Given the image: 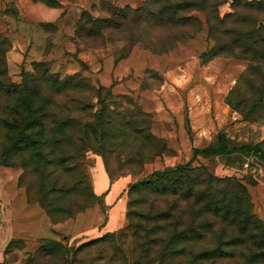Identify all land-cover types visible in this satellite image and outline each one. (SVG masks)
<instances>
[{"label": "rangeland", "instance_id": "obj_1", "mask_svg": "<svg viewBox=\"0 0 264 264\" xmlns=\"http://www.w3.org/2000/svg\"><path fill=\"white\" fill-rule=\"evenodd\" d=\"M0 36L6 87L17 90L25 76L39 83L46 73L43 90L52 97L54 119L91 121L99 99L88 86L113 84L117 97H107L110 108L134 110L138 103L151 114L150 132L162 140L130 135L104 157L86 146L77 128L62 137V147L16 151L18 131L8 124L20 126L22 109L18 95L4 92L3 231L6 210L10 221L0 264H162L166 242L148 244L146 228L153 224L136 214L145 207L134 204L132 185L186 163L194 147L215 142L220 133L264 147V109L253 110L264 87V0H0ZM211 48L217 55L204 62L202 53ZM74 73L87 77L77 88L66 81ZM242 162L215 155L193 164L242 179L264 224V162ZM213 246L198 243L168 261L195 264L200 250ZM243 247L215 264H243Z\"/></svg>", "mask_w": 264, "mask_h": 264}, {"label": "trees", "instance_id": "obj_2", "mask_svg": "<svg viewBox=\"0 0 264 264\" xmlns=\"http://www.w3.org/2000/svg\"><path fill=\"white\" fill-rule=\"evenodd\" d=\"M0 40V43H4L2 36ZM259 54L264 61L263 43ZM216 55L217 52L211 48L202 53V59L206 62ZM0 63L4 65L2 55ZM262 75L264 79V73ZM37 80L39 83L33 84L29 76H25L21 86L15 90L12 85L6 87L4 68L0 69V96L4 92L18 95L22 109L20 126L8 124L11 130L18 131L16 151L51 144L62 147V137L70 130L77 131V128L82 129L86 146L104 157L121 138L125 142L130 135L136 140L143 138L148 143L162 141L150 132L151 114L138 103L134 110L117 112L110 108L107 97H117L113 92V84L101 85L98 89L88 86L97 91L99 108L92 120L84 124L77 118L54 119L52 97L43 90L46 73L41 76L42 81ZM84 80L87 77L82 73H74L66 81L71 88H77ZM33 85L37 88H33ZM261 109H264V87L262 97L253 105L254 111ZM242 113L244 119H250V111ZM50 139L53 142L49 144ZM215 142L202 148H193L192 157L186 163L156 170L131 187V194L138 196L134 204L142 203V208L145 207L143 212L136 214L153 224L146 228L148 244L166 242L168 251L162 258V264H170L168 260H175L177 256L188 255L189 246L205 244L208 240L213 241L214 246L201 249L194 260L195 264L198 260H201L200 264L205 260L215 264L224 258L233 259L237 256V248L243 245L245 247L240 249L239 257L243 264H264V224L253 212V202L246 183L236 176L219 177L205 163L193 164L200 156L208 159L217 155L226 156L231 162L243 160V164L255 167L254 161L264 162V147L261 143H235L225 132L218 134ZM106 166L110 171L107 160ZM248 183L257 185L253 178Z\"/></svg>", "mask_w": 264, "mask_h": 264}, {"label": "crops", "instance_id": "obj_3", "mask_svg": "<svg viewBox=\"0 0 264 264\" xmlns=\"http://www.w3.org/2000/svg\"><path fill=\"white\" fill-rule=\"evenodd\" d=\"M125 61V60H124ZM106 84H110V83H106ZM114 89V87H113ZM209 145V144H208ZM207 146V145H206ZM204 147V146H203ZM195 148V147H194ZM198 148H202V147H198ZM7 201V200H6ZM10 221V217L9 214L6 210V213L4 215V231L2 230L3 227L0 225V259L2 258V253H1V249H5L6 243L9 240V236H7L8 232H9V228H8V222ZM3 234H4V244L2 245V241H3Z\"/></svg>", "mask_w": 264, "mask_h": 264}, {"label": "built area", "instance_id": "obj_4", "mask_svg": "<svg viewBox=\"0 0 264 264\" xmlns=\"http://www.w3.org/2000/svg\"><path fill=\"white\" fill-rule=\"evenodd\" d=\"M0 205H2V207H3V203H2V201L0 200ZM3 209V208H2Z\"/></svg>", "mask_w": 264, "mask_h": 264}]
</instances>
